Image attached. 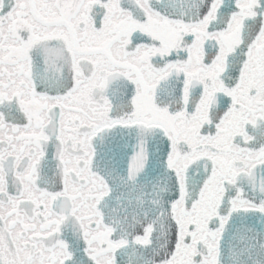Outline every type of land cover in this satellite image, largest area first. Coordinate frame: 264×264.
I'll return each mask as SVG.
<instances>
[{"label": "snow or ice", "instance_id": "6c2138e0", "mask_svg": "<svg viewBox=\"0 0 264 264\" xmlns=\"http://www.w3.org/2000/svg\"><path fill=\"white\" fill-rule=\"evenodd\" d=\"M0 264H264V0H0Z\"/></svg>", "mask_w": 264, "mask_h": 264}]
</instances>
